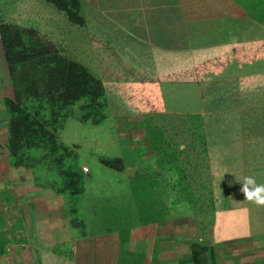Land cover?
Masks as SVG:
<instances>
[{
  "label": "crops",
  "instance_id": "obj_1",
  "mask_svg": "<svg viewBox=\"0 0 264 264\" xmlns=\"http://www.w3.org/2000/svg\"><path fill=\"white\" fill-rule=\"evenodd\" d=\"M80 1L85 36L74 39L79 45L71 56L64 54L102 80L108 108L137 135L130 141L139 152L137 175L154 189L157 174H176L158 161L149 127L163 131L170 153L173 136L163 128H184L185 144L176 142L180 156L184 152L188 164L199 151L210 179L207 240L217 264H264V207L245 201L240 191L244 177L264 183V0ZM0 73L4 109L14 88L3 59ZM7 150L0 193L11 203L0 201V216L9 212L16 237L25 241V264L32 256L40 264H192L198 237L193 203L186 202L182 229L163 230L162 222H175L170 214L128 237L119 228L78 233L66 198L24 178L30 169L15 167ZM12 254L17 261L22 255Z\"/></svg>",
  "mask_w": 264,
  "mask_h": 264
},
{
  "label": "rangeland",
  "instance_id": "obj_2",
  "mask_svg": "<svg viewBox=\"0 0 264 264\" xmlns=\"http://www.w3.org/2000/svg\"><path fill=\"white\" fill-rule=\"evenodd\" d=\"M30 19L34 20L31 24L28 22ZM2 22L39 28L42 36L60 47L62 53H68L70 56L73 54L72 49L75 50V45H79L74 42V39H83L85 36V30L73 29L67 24L63 14L42 0H0V24ZM2 59L5 60V57L0 42V61ZM6 110L5 105L4 109L0 106V163L3 161L1 156L8 149L9 114ZM74 110L75 115L66 121L64 129H61L57 135L72 153L69 163L83 174L85 192L79 196H74L73 199H69L66 197L67 195H62L67 201V212L73 208L77 209L76 217L84 223V227H78L76 232L82 231L92 234L119 228L125 234L124 236L128 237L136 230L140 234L139 230L145 225L158 224V220L164 221L170 214L173 215L176 223L173 222L172 226L170 223L162 222L164 231L167 232L170 227L173 229L185 228L186 216H188L187 208H189L186 205V196L190 197V191L180 188L179 185L177 188L173 187L177 175L160 172L161 174L156 176L158 181L154 189L151 182L149 184L142 183L141 177L137 176L139 163L137 145L130 142L132 137L135 138L137 135L127 129L126 121L118 120L116 117L118 113L112 112L107 107L104 121L99 125H93L91 122L81 120L82 111L78 106ZM171 126L168 129L163 128V130L166 134L170 132V135L173 136V143L171 144L173 151V146L176 148L179 143L185 144L181 140H185L186 132L184 128L175 130ZM177 141L179 143H176ZM184 154V152L181 154L179 161L185 174L188 171L186 174L188 176L187 181L190 182V187L193 189L191 194L194 195L192 201L195 205L194 213H197L196 231L198 236L204 235L202 237L207 240V233L209 234L210 230L208 221L210 214L208 213L212 209L210 179L205 170L203 173L201 171L203 167L199 151L194 152L193 160L189 159L188 164ZM116 158L122 159L124 163L123 173L107 168L101 163L102 160ZM152 161L150 164L153 165L155 161ZM84 168H89L90 174H86ZM25 173H23L24 178H31L37 187H50L54 192L55 190L51 185L61 182L59 172L47 171L44 166H37L35 169L27 170V174ZM148 181V179L144 180V182ZM202 184L206 190L201 189ZM144 186L148 190L152 187V192H142L145 190L142 188ZM148 200L152 202L154 207L153 217L147 211L143 214V210H147L145 209L146 206L150 205ZM0 201L6 205L11 203V199L3 191L0 193ZM1 213L4 215V208H1ZM8 215L9 212L5 214L3 219L0 216V244H2L0 250L3 251V255L0 256V264H18L19 261V264H25L28 255L24 251L26 246L23 245L26 243L22 238L16 237L17 228L11 225ZM204 217L207 218V222ZM201 220L204 222H200ZM205 224L206 227H204ZM261 227L262 225H260ZM163 230L158 234H163ZM15 250H21L22 255H19V261L16 260L18 255L12 254ZM32 259L31 262H28L40 264L38 256H36V261L33 256ZM136 259L133 257L131 261L136 263Z\"/></svg>",
  "mask_w": 264,
  "mask_h": 264
},
{
  "label": "trees",
  "instance_id": "obj_3",
  "mask_svg": "<svg viewBox=\"0 0 264 264\" xmlns=\"http://www.w3.org/2000/svg\"><path fill=\"white\" fill-rule=\"evenodd\" d=\"M42 1L63 14L72 28L87 26L81 13L80 0ZM0 42L14 88V98L6 99L4 103L9 114L8 150L13 165L30 170L37 166H44L47 171L55 170L59 172L61 182L51 186L58 195L73 199L83 194V174L69 163L72 153L57 134L64 129L66 121L75 115L76 106L82 111L83 122L99 125L104 121L108 101L102 80L96 78L82 63L62 53L60 47L40 34L39 28L2 22ZM149 133L158 161L165 169L178 174L173 187L179 185L190 191V197L186 196V199L194 204V195L191 194L193 189L179 161V150L173 146V152H169V144L162 140L163 131L160 128L151 126ZM101 163L107 168L123 171L124 163L120 158L102 160ZM140 177L142 183L149 184L148 177ZM147 179L149 181L144 182ZM145 187L142 188L146 191L142 192H152L153 186L150 190ZM148 202L150 205L146 206L147 210H143V214L147 211L152 216L154 207L150 200ZM69 212L73 226L84 227V223L76 217L77 209L73 208ZM204 220L207 218L204 217ZM202 236L192 243V264H217L214 248Z\"/></svg>",
  "mask_w": 264,
  "mask_h": 264
},
{
  "label": "clouds",
  "instance_id": "obj_4",
  "mask_svg": "<svg viewBox=\"0 0 264 264\" xmlns=\"http://www.w3.org/2000/svg\"><path fill=\"white\" fill-rule=\"evenodd\" d=\"M186 146L180 145L183 150ZM240 188L241 193L248 201L258 207H264V183H257L256 179L252 176L244 177Z\"/></svg>",
  "mask_w": 264,
  "mask_h": 264
},
{
  "label": "built area",
  "instance_id": "obj_5",
  "mask_svg": "<svg viewBox=\"0 0 264 264\" xmlns=\"http://www.w3.org/2000/svg\"><path fill=\"white\" fill-rule=\"evenodd\" d=\"M84 171H85L86 173L89 172L88 168H84Z\"/></svg>",
  "mask_w": 264,
  "mask_h": 264
}]
</instances>
